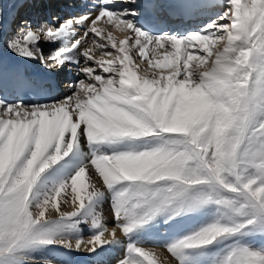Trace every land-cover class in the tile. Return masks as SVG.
Masks as SVG:
<instances>
[{"label":"snow or ice","instance_id":"obj_1","mask_svg":"<svg viewBox=\"0 0 264 264\" xmlns=\"http://www.w3.org/2000/svg\"><path fill=\"white\" fill-rule=\"evenodd\" d=\"M36 59L80 78L58 96ZM157 235L176 264H264V0H0V264H158Z\"/></svg>","mask_w":264,"mask_h":264},{"label":"bare ground","instance_id":"obj_2","mask_svg":"<svg viewBox=\"0 0 264 264\" xmlns=\"http://www.w3.org/2000/svg\"><path fill=\"white\" fill-rule=\"evenodd\" d=\"M220 10V9H219ZM97 25H105L103 27V29H98V30H102V31H111L113 36L114 35V31L117 30L116 28H114L113 26L112 27H106L107 26V23L106 21L104 22H101V23H97ZM13 28H15V25L13 26ZM117 32H119V30H117ZM83 34H81L82 36ZM118 36H121V35H118ZM88 41L91 40V34L89 35L88 38H86ZM99 39V38H98ZM121 39V38H120ZM123 39V38H122ZM42 40V38H41ZM100 42H103V43H106V41H100ZM58 45L56 46H53V45H49V44H45L43 41H41V47L42 49H46L47 51V48L50 47V49L52 50L53 47H57ZM83 47H92L94 49L93 51V55L95 58L99 59L100 56H101V50L100 49H95V46L92 45L91 41L88 42V46L87 44H84ZM220 47V46H219ZM223 48V47H222ZM98 54V55H96ZM51 62V61H50ZM146 65V64H145ZM24 66L28 69V70H32V69H38V70H42L41 68H44L43 66H41L40 62L38 59L34 60V61H27L25 62ZM84 66V63H83V59L81 60V67ZM89 66H92L91 64ZM37 71V70H36ZM76 71V70H75ZM37 73V72H36ZM78 77V76H77ZM80 77H78L77 79H79ZM67 88V86H66ZM66 90V89H65ZM93 180H95V177H93ZM97 183V187L100 186L99 182L96 181ZM68 192V195H67V199L69 201V203H63V200L65 199L64 197V194L62 193L61 197L59 198L60 201H61V210L62 211H71L72 209V204H71V199L73 197V194L71 193V188L69 186V189L67 190ZM48 216H52L54 217L55 216V212L54 210L52 209H49V212L47 213ZM104 216L107 218V221H108V226L109 228H111L113 226L112 224V218H111V211H110V208H108L107 204L105 203L104 205ZM87 233L89 234V232L87 231ZM117 235L120 236V233L119 231L117 232ZM123 236H120V238L123 240L122 238ZM157 237V236H156ZM105 238H107V234L105 235ZM84 240H87L89 239V235H86L83 237ZM159 243V242H158ZM145 248L147 246H144ZM160 247V246H159ZM148 250H152L155 255H156V258L158 260V264H172L170 261H169V257L164 253V251L162 250L163 248L160 247L158 248L157 246L156 247H149V248H146ZM120 250L121 248H111V249H107L100 257H92V256H89L87 255L86 253H80V254H73L72 258H74V261H75V264H78L77 262H79L78 260L79 259H84L85 261H87V264H112L113 261H115V259L119 258L120 256ZM123 252V251H122ZM122 256V255H121ZM78 259V260H77ZM84 261V262H85ZM83 262V261H82ZM83 262V263H84ZM116 264V263H114Z\"/></svg>","mask_w":264,"mask_h":264},{"label":"rangeland","instance_id":"obj_3","mask_svg":"<svg viewBox=\"0 0 264 264\" xmlns=\"http://www.w3.org/2000/svg\"><path fill=\"white\" fill-rule=\"evenodd\" d=\"M221 10V9H220ZM118 30V29H117ZM117 30H115L113 33H114V37H116L117 35L116 34H118V35H121V36H119V40H120V38L122 39V38H124L125 37V35H126V33L125 32H122V31H119V32H117ZM219 48H221L222 49V47L224 46L223 45V43H220L219 44ZM112 57H106L105 59H111ZM136 63L137 64H139L140 65V67L143 69V68H146V66L147 65H145L146 64V62H141L140 60H139V58L137 57L136 58ZM100 71H102V69H100ZM156 71H158V70H156ZM141 75H143L144 73L143 72H141L140 73ZM107 75V74H106ZM107 204V203H106ZM107 206H108V204H107ZM108 208H109V206H108ZM85 229H87V227L85 228ZM86 235H89L88 233H87V231L86 232H84V234H83V237L84 236H86ZM123 238V237H122ZM162 236H154V239L155 240H157V243H146V244H144L143 246H147L146 248H149V247H158V248H160V247H162L163 249V251H164V253L169 257L168 259H169V261L172 263V264H176V262H175V260H174V258H172L171 257V255H170V253H168L167 252V250H166V248L163 246V244H164V242L162 243ZM124 239V238H123ZM166 240V239H165ZM158 242L160 243V244H158ZM160 246V247H159ZM123 249L121 248V250H120V257L119 258H122L123 257ZM57 254V253H56ZM50 255V256H48V258L49 259H53V261H54V264H60V262H61V254L59 253V254H57V255ZM38 255V257L39 256H41V255H46V254H37ZM122 255V256H121ZM72 256H73V254H72ZM118 259V258H117ZM117 259H115V261H113V263L112 264H114V263H116V260ZM78 260V259H77ZM79 262H77L78 264H87V261H85L84 259L82 260V259H79L78 260ZM84 263H83V262ZM75 262V261H74ZM38 264H43V261L42 260H38Z\"/></svg>","mask_w":264,"mask_h":264}]
</instances>
